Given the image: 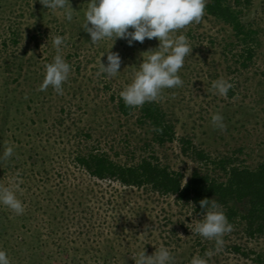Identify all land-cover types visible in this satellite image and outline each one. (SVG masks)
<instances>
[{"label":"rangeland","instance_id":"374dc122","mask_svg":"<svg viewBox=\"0 0 264 264\" xmlns=\"http://www.w3.org/2000/svg\"><path fill=\"white\" fill-rule=\"evenodd\" d=\"M69 2L75 11L71 21L39 0H0V157L7 146L14 148L11 158L0 160V185L14 187L24 205L17 215L0 204V250L10 264H135L140 251L152 255L164 247L174 264H190L216 247L192 232L204 213L149 188L92 178L75 157L92 148L122 164L155 157L184 182L195 169H207L195 161L192 147L213 158L236 153L248 167L263 162L264 0H253L244 10V22L257 33L247 68L239 57L244 48L214 18L205 14L199 24L176 32L193 51L178 72L183 86L164 89L157 100L175 132V140L163 145L139 122L138 109L123 117L111 101L132 82L141 53L158 48L159 41L129 46L117 39L112 49L108 39L91 45L82 28L90 0ZM57 35L65 37L62 55L71 66L62 95L51 86L39 90L44 65L56 55ZM110 49L122 61L115 77L98 74ZM221 78L233 85L226 97L211 90ZM214 114L223 116L225 130L213 126ZM223 240L219 252L204 257L208 264H264L256 261L264 254V237L249 239L241 222Z\"/></svg>","mask_w":264,"mask_h":264},{"label":"clouds","instance_id":"9594fccd","mask_svg":"<svg viewBox=\"0 0 264 264\" xmlns=\"http://www.w3.org/2000/svg\"><path fill=\"white\" fill-rule=\"evenodd\" d=\"M39 2L47 9L63 10L68 21L73 19L75 11L69 0ZM205 8L206 0H90L82 28L90 35L91 45L108 39L113 41L112 49L117 39H126L129 46L133 42L143 43L146 39L159 41L158 48L141 53L142 63L134 71L132 82L120 92L126 107H142L146 102L157 101L164 89L183 86L178 72L183 67L185 58L192 54L193 48L185 35H176V32L193 22L199 24L205 15ZM64 44L65 37H53L56 55L51 63L44 65L45 76L40 91H46L51 86L57 94H63V84L68 80L71 71L70 64L62 55L61 46ZM111 49L107 52V65L100 62L98 73L106 74L107 77L117 76L122 63L119 54L113 53ZM232 87L231 83L221 78L213 81L211 90L226 97ZM223 119L222 115L214 114L213 126L225 130ZM155 130L160 133L163 131ZM13 155L14 148L7 146L0 160L6 161ZM18 187L15 185V189ZM0 204L17 215L24 213V205L17 198L14 187L0 185ZM200 207L204 209V215L195 222L192 232L215 241V250L204 254V257H211L222 249L223 237L233 231V225L229 223L222 206L214 199L201 200ZM204 257L195 256L190 264H208ZM134 261L135 264H174V257L167 248L161 247L152 255H146L145 249L140 251ZM0 264H10L4 250H0Z\"/></svg>","mask_w":264,"mask_h":264},{"label":"trees","instance_id":"16d2710c","mask_svg":"<svg viewBox=\"0 0 264 264\" xmlns=\"http://www.w3.org/2000/svg\"><path fill=\"white\" fill-rule=\"evenodd\" d=\"M252 3L253 0H207L205 8V14L228 26L238 40L236 43L244 48L239 56L243 59L241 65L244 68L253 60L254 36L257 34L243 19L244 10ZM11 40L14 44L18 43L16 38ZM231 45L234 46V43ZM111 101L123 117L131 116L138 109L139 122L153 129L154 140L160 145L175 140L174 127L166 121L157 101L146 102L138 108L126 107L120 96H111ZM155 129L163 131L160 133ZM85 137L91 139L92 135ZM191 153L195 161L207 169H195L185 182L181 173L170 170L155 157L149 156L129 165L116 161L107 151L92 148L86 153H77L75 164L99 181L115 180L124 187L149 188L163 196H174L177 202L194 205L197 213H204L200 207L201 200L214 199L222 206L230 224L241 222L244 225L249 239L264 237V161L255 167H248L235 156L236 153L213 158L194 147ZM244 254L250 257L253 253ZM256 258L258 263H264L263 253L257 254Z\"/></svg>","mask_w":264,"mask_h":264}]
</instances>
